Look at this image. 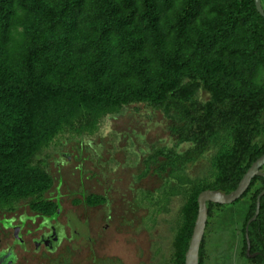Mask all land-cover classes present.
<instances>
[{
    "label": "rangeland",
    "instance_id": "rangeland-1",
    "mask_svg": "<svg viewBox=\"0 0 264 264\" xmlns=\"http://www.w3.org/2000/svg\"><path fill=\"white\" fill-rule=\"evenodd\" d=\"M60 2L50 0L42 6L59 9ZM104 26L103 15L93 5L77 25L68 19L58 27L17 10L0 25V57L17 72L31 59L34 74L50 87L84 93L105 87L134 95L143 77L154 86L161 53L186 63L184 70L203 69L190 42L168 41L158 50L140 39L139 50L133 51ZM195 37L189 35L190 40ZM35 123L36 143L23 156L24 164L41 179L47 177L50 185L52 178L53 185L43 198L12 206L0 203V219L47 216L60 202L61 222L72 213L90 220L94 244L81 246L70 238L55 254L21 264H170L179 212L185 199L209 180L210 155L162 176L151 163L143 166L154 147L180 145L168 133L166 116L143 106L116 109L56 97ZM178 147L183 151L188 145ZM12 161L0 168L14 169ZM249 208L248 198L214 208L204 235L202 264H252L241 255ZM30 219L27 229L39 235L37 228L44 223Z\"/></svg>",
    "mask_w": 264,
    "mask_h": 264
},
{
    "label": "trees",
    "instance_id": "trees-1",
    "mask_svg": "<svg viewBox=\"0 0 264 264\" xmlns=\"http://www.w3.org/2000/svg\"><path fill=\"white\" fill-rule=\"evenodd\" d=\"M48 1L0 0V25L7 24L17 10L44 18L51 27L64 26L68 19L77 25L93 5L103 15L105 30L113 31L131 50H139L140 39L158 50L168 41L190 42L203 69L184 70L186 63L161 53L154 86L143 77L134 95L116 94L105 87L84 93L50 87L34 74L31 59L17 72L0 57V165L11 159L14 166L0 168V203L12 206L43 198L53 185L52 178L50 185L43 174L45 179L33 174L36 171L29 170L23 159L36 143L35 121L45 116L52 98L79 99L116 109L143 106L163 113L169 121V135L180 145H188L183 151L180 145L154 147L143 159V166L151 163L162 176L210 155L209 180L185 199L179 212L170 264H185L200 193L235 191L253 163L264 155V18L254 0H61L59 9L43 7ZM191 33L196 37L190 40ZM43 48L39 47L40 53ZM262 191L264 178L257 176L241 198L250 202L241 255L252 264H264V196L260 214L249 228L251 254L259 255L250 259L246 253V227ZM207 205L208 221L215 207L225 206ZM55 206L48 215L56 212ZM204 245L205 239L200 264Z\"/></svg>",
    "mask_w": 264,
    "mask_h": 264
},
{
    "label": "flooded vegetation",
    "instance_id": "flooded-vegetation-1",
    "mask_svg": "<svg viewBox=\"0 0 264 264\" xmlns=\"http://www.w3.org/2000/svg\"><path fill=\"white\" fill-rule=\"evenodd\" d=\"M55 203L57 209L51 215H41L33 220L26 216L0 219V264H21L23 260L33 263L36 256L55 254L70 238L80 241L81 246L94 244L90 220H81L72 213L66 214V222L63 223L60 221L62 206L60 202ZM28 218L32 223L36 218L44 223L42 228H37L39 235L27 229Z\"/></svg>",
    "mask_w": 264,
    "mask_h": 264
},
{
    "label": "water",
    "instance_id": "water-1",
    "mask_svg": "<svg viewBox=\"0 0 264 264\" xmlns=\"http://www.w3.org/2000/svg\"><path fill=\"white\" fill-rule=\"evenodd\" d=\"M257 12L264 18V9L262 6L261 0H254ZM264 166V155L259 158L247 173L244 175L243 179L239 183L237 189L229 194L222 193L216 190H207L200 193L198 197V215L196 218L190 246L185 255V264H200V251H201V243L204 239L208 217H209V210H208V203H214L219 205H230L237 202L241 199L244 194L249 189L252 180L255 177H263L264 173L262 172V167ZM264 196V191L258 196L257 199V206L255 215L250 219L246 227V241H247V256L250 259L255 258L259 255V253L251 254V242L249 237V228L250 225L257 220L260 210H261V199Z\"/></svg>",
    "mask_w": 264,
    "mask_h": 264
}]
</instances>
